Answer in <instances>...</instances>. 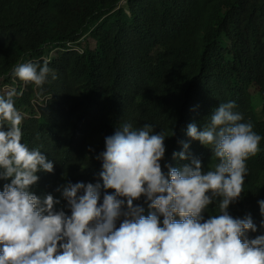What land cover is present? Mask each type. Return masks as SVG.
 I'll list each match as a JSON object with an SVG mask.
<instances>
[{
  "label": "trees",
  "instance_id": "16d2710c",
  "mask_svg": "<svg viewBox=\"0 0 264 264\" xmlns=\"http://www.w3.org/2000/svg\"><path fill=\"white\" fill-rule=\"evenodd\" d=\"M45 57L57 78L49 76L42 89L13 78L18 64L43 65ZM5 85L17 88L15 107L28 115L22 143L54 164L52 173H37L30 190L42 200L49 194L60 200L55 210L67 215L71 210L57 189L68 183H100L103 202L96 156L123 123L168 133L165 175L168 165L182 168L192 158L207 171L217 161L210 148L188 137V125L203 130L221 103L235 102L234 111L262 139L229 214L251 216L257 231L248 232L249 239L264 236V0H0ZM251 89L260 95V116ZM184 143L189 159L174 158L185 152ZM6 183L0 179V191ZM145 199L135 203L148 215ZM218 202L205 219L219 213Z\"/></svg>",
  "mask_w": 264,
  "mask_h": 264
},
{
  "label": "clouds",
  "instance_id": "9594fccd",
  "mask_svg": "<svg viewBox=\"0 0 264 264\" xmlns=\"http://www.w3.org/2000/svg\"><path fill=\"white\" fill-rule=\"evenodd\" d=\"M44 60L18 64L13 78L42 89L49 76L57 78L50 59ZM17 95L15 89L0 94V179L10 180L0 191V264H264V236H247L257 231L251 216L229 214L242 197L247 161L258 154L262 139L234 111L235 102L221 103L203 130L188 125V137L210 148L217 161L207 171L192 158L182 168L168 165L165 175L168 133L123 123L105 137V151L96 156L102 161L103 202L100 183H68L57 189L71 210L67 215L55 210L60 200L51 194L42 200L30 190L37 173H52L54 164L22 143L28 115L15 107ZM183 147L174 158L189 159V145ZM142 197L152 210L148 215L135 203ZM217 200L219 213L205 219ZM259 206L264 214V200Z\"/></svg>",
  "mask_w": 264,
  "mask_h": 264
},
{
  "label": "rangeland",
  "instance_id": "374dc122",
  "mask_svg": "<svg viewBox=\"0 0 264 264\" xmlns=\"http://www.w3.org/2000/svg\"><path fill=\"white\" fill-rule=\"evenodd\" d=\"M124 3H125V1L121 2V5H123ZM12 89L17 90V88L12 86V85H5L2 88L0 87V93L5 94L6 92H8ZM251 94L254 98V102L256 105V114H257V116H260V110L262 109V106L260 105L261 104L260 95L256 93L255 89H251ZM261 118H262V116H261Z\"/></svg>",
  "mask_w": 264,
  "mask_h": 264
},
{
  "label": "bare ground",
  "instance_id": "6f19581e",
  "mask_svg": "<svg viewBox=\"0 0 264 264\" xmlns=\"http://www.w3.org/2000/svg\"><path fill=\"white\" fill-rule=\"evenodd\" d=\"M75 46V45H74ZM75 50H78V48L75 47Z\"/></svg>",
  "mask_w": 264,
  "mask_h": 264
}]
</instances>
